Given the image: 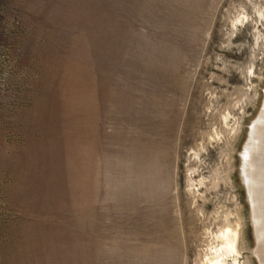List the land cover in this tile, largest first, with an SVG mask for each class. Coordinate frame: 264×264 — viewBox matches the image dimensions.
Masks as SVG:
<instances>
[{
    "label": "rangeland",
    "instance_id": "rangeland-1",
    "mask_svg": "<svg viewBox=\"0 0 264 264\" xmlns=\"http://www.w3.org/2000/svg\"><path fill=\"white\" fill-rule=\"evenodd\" d=\"M263 86L264 0H0V264H195L226 211L258 264Z\"/></svg>",
    "mask_w": 264,
    "mask_h": 264
},
{
    "label": "bare ground",
    "instance_id": "bare-ground-1",
    "mask_svg": "<svg viewBox=\"0 0 264 264\" xmlns=\"http://www.w3.org/2000/svg\"><path fill=\"white\" fill-rule=\"evenodd\" d=\"M260 17L261 16H259V18ZM238 19L237 21H239ZM262 94L263 100L260 106V110L255 118L250 121V125L248 127V132L246 135L247 140L239 151L240 153L238 166L240 178L247 199L249 220L252 225L253 239H255L252 254H254L258 264H264V86ZM226 119L227 115H224V124L226 126H229V124H227L226 122ZM231 131L235 133L236 127L230 126V130H228V132ZM209 138H212V136ZM196 151L198 150L196 149ZM195 160L197 161L198 158L195 157ZM189 178H191V176ZM198 183L199 186H201L202 181L199 180ZM190 184H192L190 185V187L194 185V183ZM230 214V212H224L221 224L216 223L217 227L215 229L211 227L210 224H214L216 220H218L217 214L212 216V222H210L209 224L207 223L208 228L204 229L200 238L198 239L201 245L196 253L197 260H195V264H239L238 258L240 257V225L237 221H232L233 219H231ZM205 224L203 222V226Z\"/></svg>",
    "mask_w": 264,
    "mask_h": 264
}]
</instances>
